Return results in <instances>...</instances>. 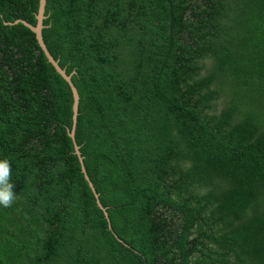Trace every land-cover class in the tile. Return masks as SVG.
Wrapping results in <instances>:
<instances>
[{
  "label": "trees",
  "instance_id": "trees-1",
  "mask_svg": "<svg viewBox=\"0 0 264 264\" xmlns=\"http://www.w3.org/2000/svg\"><path fill=\"white\" fill-rule=\"evenodd\" d=\"M37 7L0 0V264H264V0H45L73 142Z\"/></svg>",
  "mask_w": 264,
  "mask_h": 264
},
{
  "label": "water",
  "instance_id": "water-1",
  "mask_svg": "<svg viewBox=\"0 0 264 264\" xmlns=\"http://www.w3.org/2000/svg\"><path fill=\"white\" fill-rule=\"evenodd\" d=\"M44 4H45V0H38V7H37V12L35 15V25L34 26H30L29 24L21 21L22 24H24L26 27H28L30 29V31L34 34L35 40L37 45L39 46V48L41 49L42 53L44 54L46 60L53 66L54 70L63 78V80L68 84L70 91H71V96H72V105H71V111H72V115H71V129L68 132V136L70 137V139L73 142V127H74V123H75V117H76V108H77V101H78V95L76 92V89L74 88V86L72 85L71 81H70V75H66L64 70L61 69L58 65H57V61L53 60L52 57L49 55V53L47 52L42 39H41V28L43 27L41 24L42 19L44 18L43 15V9H44ZM73 149H74V153L78 156V161L80 163V170L84 175V179L87 181L88 186L91 188V184L89 183V181L87 180L86 175L84 174V170H83V166L81 163V157L79 156V152H78V147L74 144L73 145Z\"/></svg>",
  "mask_w": 264,
  "mask_h": 264
},
{
  "label": "clouds",
  "instance_id": "clouds-1",
  "mask_svg": "<svg viewBox=\"0 0 264 264\" xmlns=\"http://www.w3.org/2000/svg\"><path fill=\"white\" fill-rule=\"evenodd\" d=\"M15 185L11 182V164L7 158L0 159V206L11 207L16 199Z\"/></svg>",
  "mask_w": 264,
  "mask_h": 264
},
{
  "label": "rangeland",
  "instance_id": "rangeland-1",
  "mask_svg": "<svg viewBox=\"0 0 264 264\" xmlns=\"http://www.w3.org/2000/svg\"><path fill=\"white\" fill-rule=\"evenodd\" d=\"M205 64H206V67H205V68H208V67H209V62L206 61ZM203 71H204V70H201V73H203ZM220 108H221V104H220L219 101H217V102L215 103V105H214V109L217 111V110H219Z\"/></svg>",
  "mask_w": 264,
  "mask_h": 264
}]
</instances>
